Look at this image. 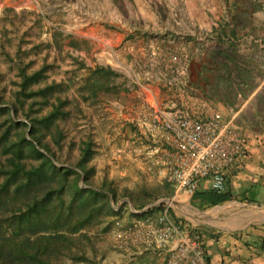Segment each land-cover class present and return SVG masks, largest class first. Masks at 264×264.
Returning <instances> with one entry per match:
<instances>
[{"label": "trees", "instance_id": "16d2710c", "mask_svg": "<svg viewBox=\"0 0 264 264\" xmlns=\"http://www.w3.org/2000/svg\"><path fill=\"white\" fill-rule=\"evenodd\" d=\"M25 14L27 10L15 16L21 19ZM52 36L47 45L60 52L66 44L79 51L91 49L89 39L59 28L53 29ZM74 59L79 68H88L81 82L73 76L50 79L48 62L31 70L32 61H21L12 96L0 91V264H79L89 259L96 230L109 218L121 216L130 201L142 210L162 196L174 195L167 179L155 187L120 188L106 176L96 184V168L91 164L96 154L93 131L78 139L70 135L82 118L92 127H105L101 104L116 100L122 90L129 91L125 84L129 78L111 65L92 67ZM226 200L215 190L205 199L211 205ZM161 208L159 204L131 213L138 217ZM177 221L189 227L184 218Z\"/></svg>", "mask_w": 264, "mask_h": 264}, {"label": "crops", "instance_id": "0c3cea01", "mask_svg": "<svg viewBox=\"0 0 264 264\" xmlns=\"http://www.w3.org/2000/svg\"><path fill=\"white\" fill-rule=\"evenodd\" d=\"M124 3L127 9L128 0ZM171 4L175 8L170 23L159 28L163 35L183 38L192 48L185 84L192 94L190 101L212 105L222 121L232 119L248 143L245 153L227 174L222 194L228 200L217 205L205 201L213 190L209 179H203L193 195L176 196L175 191L174 195L182 205L189 202L197 210L194 212L217 220L216 226L196 229L202 234L210 264H264V0H172ZM111 5L116 24L107 22L108 15L103 22L92 17L87 31L80 33L104 41L109 56L125 69L120 71L135 87L134 93L158 102L160 83H136L130 69L137 57L145 62L144 46L136 49L139 45H132L136 35L131 32L137 26L130 23L115 1ZM151 12L155 18L156 13ZM140 13L144 15V9L140 8L136 17ZM120 45L127 50L125 58L115 48ZM105 64L115 68L111 62ZM134 71L143 72L138 66ZM184 99L185 96H178L185 103ZM215 207L216 212H199ZM156 214L157 211L142 217ZM257 214L261 215L258 220ZM163 261L158 258L157 264Z\"/></svg>", "mask_w": 264, "mask_h": 264}, {"label": "rangeland", "instance_id": "374dc122", "mask_svg": "<svg viewBox=\"0 0 264 264\" xmlns=\"http://www.w3.org/2000/svg\"><path fill=\"white\" fill-rule=\"evenodd\" d=\"M114 1L130 23H135L137 26L131 32L136 35L132 36V45L134 43L139 45L136 49L140 45L145 47L146 41L152 38L158 39L163 47H169L167 39L171 36L163 35L160 28L170 23L175 8L171 4L172 0H128L127 9L124 0H0V91L7 98L12 96V90L17 88L15 81L19 80L18 66L21 61H32L31 70L40 67L44 62L52 64L49 69L50 79L56 80L73 76L75 81L81 82L88 74V68H79L75 56L85 60L92 67L97 63L111 62L116 69L124 71L125 69L119 67L121 64L109 56V47L104 41L99 42L80 33L87 31L88 22L91 20L92 23L95 17L103 22L108 15L107 22L116 24L117 21L113 19L116 14L114 5H111ZM140 8L144 9V15L140 13L136 17V12ZM24 10H27V14L23 18L15 16V13L21 14ZM151 10L156 13L155 18ZM55 27L77 38L89 39L90 51H79L67 44L61 52L55 46L49 48L47 43L52 42V32ZM101 35L105 38L104 32ZM68 41L69 38L65 40ZM115 48L122 53V58L126 57V49L122 50L121 45ZM137 59L140 60V57ZM196 70H199L198 64ZM119 80L122 81L123 77ZM141 83L152 82L142 80ZM125 84L130 88L129 91L122 90L119 98L103 101L101 104L102 112L106 114L105 127L97 125L92 127L82 118L79 121V128L73 130L70 136L78 139L93 131L96 154L91 164L96 168L94 177L96 184H101L103 178L107 176L120 188H141L144 185L155 187L168 180L167 168L156 161L161 154L157 152L156 144L143 137L138 127L131 121L134 115L131 105L144 96L134 93L135 87L131 81ZM168 95V90L161 87L158 102L161 103ZM22 118L28 121L24 116ZM75 155L74 150L70 158L73 159ZM66 156L67 153H64L63 158ZM160 198L173 199L170 202L175 216L184 218L192 225L191 228L202 230L218 224L216 219L211 221L203 217L194 219L186 214L179 207L184 205L175 195ZM120 202L116 206L119 207ZM187 205L191 207L189 202ZM217 210L218 208L215 207L199 212L208 213ZM131 211V204L126 205L121 216L109 218L99 230H96L95 247H89V259L79 264H157L158 258L162 260L159 256L151 258L149 254L129 255L117 245L115 233L129 227L137 218ZM194 211L197 210L192 207V212ZM204 215L209 214L204 213ZM257 215L258 220L261 215Z\"/></svg>", "mask_w": 264, "mask_h": 264}, {"label": "built area", "instance_id": "2783aa9c", "mask_svg": "<svg viewBox=\"0 0 264 264\" xmlns=\"http://www.w3.org/2000/svg\"><path fill=\"white\" fill-rule=\"evenodd\" d=\"M167 45L163 47L158 39L147 40L145 62L135 60L133 69L130 67L136 83L158 81L169 92L161 103L144 97L133 103L131 121L143 137L156 144L161 153L156 161L167 168L176 196L193 195L203 179L223 193L227 174L248 143L232 119L222 121L212 105L190 101L192 94L185 88L192 61L189 43L171 36ZM136 66L143 72L134 71ZM175 95L185 96L186 102ZM161 204L156 215L137 217L116 232L117 245L129 255H157L164 260L162 264H210L202 234L177 221L171 202Z\"/></svg>", "mask_w": 264, "mask_h": 264}, {"label": "water", "instance_id": "95a60500", "mask_svg": "<svg viewBox=\"0 0 264 264\" xmlns=\"http://www.w3.org/2000/svg\"><path fill=\"white\" fill-rule=\"evenodd\" d=\"M58 164L61 165L60 163H58ZM83 183H84V180L82 179V180H81V184H83ZM126 199H128V198H126ZM172 200H173V199H169V198H160V199H158L157 201H155V202L149 204L147 207H145V208L142 209V210H137V209L134 207V205H133V203H132L131 201H130V204H131V208H132L133 211L143 213V212L149 210L150 208H154L155 206H157V205H159V204H161V203H164V202H170V201H172ZM113 203H114V200H113ZM120 203H121V202H120ZM120 203H119V205H120ZM116 208H119V207L116 206Z\"/></svg>", "mask_w": 264, "mask_h": 264}, {"label": "bare ground", "instance_id": "6f19581e", "mask_svg": "<svg viewBox=\"0 0 264 264\" xmlns=\"http://www.w3.org/2000/svg\"><path fill=\"white\" fill-rule=\"evenodd\" d=\"M175 202V201H174ZM186 214H188L191 217H194V219L196 218H200L203 217L209 221H211L212 218L211 216H206L204 214H200V213H196V212H192V207L188 206V205H184V206H179Z\"/></svg>", "mask_w": 264, "mask_h": 264}]
</instances>
